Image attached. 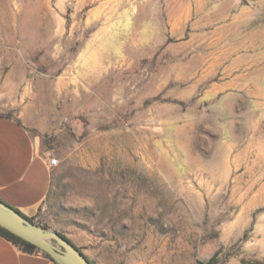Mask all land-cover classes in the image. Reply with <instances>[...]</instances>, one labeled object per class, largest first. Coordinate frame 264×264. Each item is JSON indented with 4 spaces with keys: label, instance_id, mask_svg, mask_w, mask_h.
I'll list each match as a JSON object with an SVG mask.
<instances>
[{
    "label": "rangeland",
    "instance_id": "rangeland-1",
    "mask_svg": "<svg viewBox=\"0 0 264 264\" xmlns=\"http://www.w3.org/2000/svg\"><path fill=\"white\" fill-rule=\"evenodd\" d=\"M0 114L93 262L264 264V0H0Z\"/></svg>",
    "mask_w": 264,
    "mask_h": 264
},
{
    "label": "crops",
    "instance_id": "crops-1",
    "mask_svg": "<svg viewBox=\"0 0 264 264\" xmlns=\"http://www.w3.org/2000/svg\"><path fill=\"white\" fill-rule=\"evenodd\" d=\"M55 166L25 123L0 114V199L36 223L49 217ZM92 264L89 252L83 251ZM0 264H57L45 252H26L0 234Z\"/></svg>",
    "mask_w": 264,
    "mask_h": 264
},
{
    "label": "water",
    "instance_id": "water-1",
    "mask_svg": "<svg viewBox=\"0 0 264 264\" xmlns=\"http://www.w3.org/2000/svg\"><path fill=\"white\" fill-rule=\"evenodd\" d=\"M0 226L48 254L57 264H92L83 252L58 231L32 222L0 199Z\"/></svg>",
    "mask_w": 264,
    "mask_h": 264
},
{
    "label": "trees",
    "instance_id": "trees-1",
    "mask_svg": "<svg viewBox=\"0 0 264 264\" xmlns=\"http://www.w3.org/2000/svg\"><path fill=\"white\" fill-rule=\"evenodd\" d=\"M32 222H35L32 218H29ZM60 233V232H59ZM0 234L5 236L6 238L10 239L13 243L17 244L20 248H22L26 252H33L39 250L33 244L21 239L20 237L14 235L13 233L9 232L5 228L0 226ZM61 234V233H60ZM63 235V234H62ZM64 236V235H63ZM66 237V236H65ZM49 256L48 254H46ZM50 257V256H49ZM51 258V257H50ZM52 259V258H51ZM53 260V259H52Z\"/></svg>",
    "mask_w": 264,
    "mask_h": 264
},
{
    "label": "built area",
    "instance_id": "built-area-1",
    "mask_svg": "<svg viewBox=\"0 0 264 264\" xmlns=\"http://www.w3.org/2000/svg\"><path fill=\"white\" fill-rule=\"evenodd\" d=\"M49 164L51 166H55L58 164V158L55 156L49 157Z\"/></svg>",
    "mask_w": 264,
    "mask_h": 264
}]
</instances>
